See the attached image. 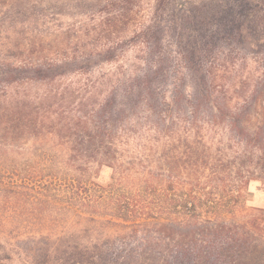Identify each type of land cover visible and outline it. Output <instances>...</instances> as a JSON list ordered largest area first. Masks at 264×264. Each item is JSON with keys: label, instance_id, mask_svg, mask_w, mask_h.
I'll return each instance as SVG.
<instances>
[{"label": "rangeland", "instance_id": "rangeland-1", "mask_svg": "<svg viewBox=\"0 0 264 264\" xmlns=\"http://www.w3.org/2000/svg\"><path fill=\"white\" fill-rule=\"evenodd\" d=\"M121 1L126 0H0V101L10 92L36 100L53 96L37 107L40 114L80 113L96 127L105 125L119 169L131 178L127 187L150 180L141 193L145 203L135 198L136 208L159 221L169 217V203L178 205L177 197L189 185L208 183L210 171L201 172V165L213 169V198L201 221L245 224L264 240V151L258 162L252 148L264 147V40L205 30L199 43L203 50L190 60L185 33L181 37L175 25L163 20L165 32L152 50L140 31L166 9L168 0L123 2L130 7L125 22L99 28L102 12H115ZM180 4L176 0L175 7ZM257 10L264 15V2ZM154 50L163 53L161 60ZM24 59L70 66L53 80L7 73ZM5 79L17 80L7 86ZM141 85L149 87L148 94L137 93ZM239 128L244 129L242 138ZM258 132L260 138L254 135ZM110 173L102 168L99 182L107 183ZM25 182L16 193L0 197V227L7 231L20 225L25 233L26 225L31 232L48 225V237L55 241L61 233L55 226L69 221L67 205L35 178ZM105 228L104 240L113 244L110 252L134 248L142 253L146 240L141 234ZM26 242L21 246H29ZM0 264H9L6 256L0 255Z\"/></svg>", "mask_w": 264, "mask_h": 264}, {"label": "trees", "instance_id": "trees-1", "mask_svg": "<svg viewBox=\"0 0 264 264\" xmlns=\"http://www.w3.org/2000/svg\"><path fill=\"white\" fill-rule=\"evenodd\" d=\"M123 2L129 4V0L121 1L115 12H102L99 28L125 22L130 7ZM175 2L168 0L166 9L159 15L156 12L153 22L140 31L149 40L150 49L160 44L159 35L165 32L163 20L175 25L181 37L185 33L190 60L202 52L199 43L205 30L214 29L224 36L235 32L242 37L249 35L252 42L264 40V15L257 10L264 0H181L178 7ZM152 54L161 60L163 53L154 50ZM22 61L7 73H32L35 80H53L70 66L66 61ZM156 63L158 69L160 62ZM16 80L5 82L11 86ZM141 87H137V93L148 94L149 87ZM53 98L36 100L10 92L0 101V197L35 178L40 188L51 191L58 203L67 205L69 213L67 224L55 226L61 231L55 241L48 237L52 235L48 225L37 227L35 232L28 231L30 226L26 225L25 233L20 232V225H11L7 231L0 227V255L6 256L9 264H264V240L245 224L201 221L200 215L208 212L213 198V169L201 165V172L210 171L208 183L189 185L185 195L177 197L178 205L169 203L168 218L159 221L155 216L141 215L142 208H136L134 199L145 203L141 193L150 180L134 182L133 189L127 187L125 181L131 178L119 169L117 149L105 125L96 127L91 118L80 113L61 117L36 110ZM237 132L242 138L244 129ZM254 135L260 138L261 132ZM252 148L257 161H262L264 147ZM237 164L242 167L243 161ZM102 168L111 172L105 184L99 182ZM197 175H201L199 171L193 177L197 179ZM105 227L124 229L132 237L141 234L146 240L142 253L134 248L110 252L113 244L104 240ZM24 240L29 246H21ZM169 243L173 245L168 254Z\"/></svg>", "mask_w": 264, "mask_h": 264}]
</instances>
